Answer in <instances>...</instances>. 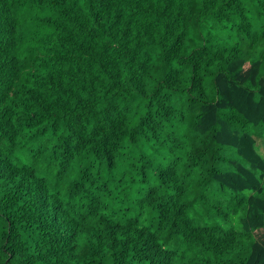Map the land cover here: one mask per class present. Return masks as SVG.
<instances>
[{
	"label": "trees",
	"instance_id": "obj_1",
	"mask_svg": "<svg viewBox=\"0 0 264 264\" xmlns=\"http://www.w3.org/2000/svg\"><path fill=\"white\" fill-rule=\"evenodd\" d=\"M0 264H264V0H0Z\"/></svg>",
	"mask_w": 264,
	"mask_h": 264
}]
</instances>
